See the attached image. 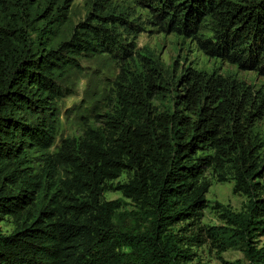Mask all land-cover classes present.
I'll list each match as a JSON object with an SVG mask.
<instances>
[{
  "label": "trees",
  "instance_id": "16d2710c",
  "mask_svg": "<svg viewBox=\"0 0 264 264\" xmlns=\"http://www.w3.org/2000/svg\"><path fill=\"white\" fill-rule=\"evenodd\" d=\"M135 1L152 12L155 26L196 40L203 22L213 20L215 41L200 40L202 47L264 72V0ZM0 4L12 15L7 25L0 19V221L6 215L17 219L13 233H0V264H189L196 257L192 247L208 239L222 248L242 240L251 263L264 264V248L251 245L252 233L264 235V197H255L256 177L264 172V138L252 124L264 104L244 84L188 69L177 83L182 110L158 114L150 100L162 73L153 62L146 63L147 75L131 74L118 84V106L106 123L89 128L79 142L65 141L61 152L47 155L43 173H37L29 152L55 144L64 75L80 67L84 57L116 51L130 56L122 33L132 35L136 29L109 0H94L86 21L54 48L47 26L37 29L38 42L32 39L29 8L39 0ZM55 19L47 12L40 16L45 25ZM60 163L69 176L56 181ZM210 170L231 171L235 192L252 197L248 213L232 220L240 228L233 233L235 240L230 228L201 225L212 186ZM125 172L134 175L120 189L150 210L152 228L146 232L118 227L114 213L119 202L103 199L109 182ZM37 190L42 195L23 220L32 204L29 194ZM186 223L196 231L174 230Z\"/></svg>",
  "mask_w": 264,
  "mask_h": 264
},
{
  "label": "rangeland",
  "instance_id": "374dc122",
  "mask_svg": "<svg viewBox=\"0 0 264 264\" xmlns=\"http://www.w3.org/2000/svg\"><path fill=\"white\" fill-rule=\"evenodd\" d=\"M109 1L116 14L123 13L135 26L136 33L132 35L122 33V42L130 44L129 48L133 52L126 57L118 55V51L84 57L80 60V67L73 68L64 75L60 82L63 96L56 105L59 123L55 144L44 152L36 150L29 152V158L37 173H43L48 165L47 155L55 156L61 152L65 141L79 142L89 128H100L106 123L107 117L118 106V84L124 82L131 74L147 75L146 63L153 62L157 71L162 73V77H158L156 81L157 91L150 100L158 114H173L179 108L182 110L179 105L182 93L177 83L188 69L231 77L244 84L253 96L258 98V104H264V72L254 68H243L227 59L213 56L200 44V40L204 42L215 38L217 24L213 20L207 19L203 22L196 40L186 33L166 31L155 26L152 12L139 6L135 0ZM93 9L94 0H39L37 6L29 8L32 16L30 22L33 26L30 29L32 39L38 42L41 33L37 29L47 26L51 46L58 48L61 42L71 37L78 24L86 21ZM6 12V8L0 4V19L4 25L12 21V15ZM45 12L55 15L54 23L45 25L40 20V16ZM60 14L61 16H58ZM248 110L257 111L250 106ZM252 124L264 138V108L262 114L253 117ZM133 175L125 172L117 180L109 182L103 199L106 202H119L120 207L114 213V223L118 227L138 233L146 232L152 228L150 210L141 202L126 196L120 189V185L128 184ZM68 176L67 168L61 163L57 164L54 180H65ZM207 179L211 181L212 186L207 195L208 207L204 211L201 225L212 230L220 227L230 228V239L235 240L234 236L238 234L235 229L240 228L232 224V220L248 213L252 197L235 192L237 181L231 171L220 174L210 170ZM255 182H259L255 197H264V172L256 177ZM56 183L60 189V182ZM29 195L32 204L24 212L23 220L27 219L28 211L33 212L34 205L42 194L37 190L33 195ZM16 228L17 219L14 216L6 215L0 221L2 234L10 235ZM186 228L188 231H196L193 225L188 223L179 224L174 230L183 234ZM252 234L255 237L251 245L256 250L263 249V233L256 231ZM192 248L196 257L189 264H252L246 251L247 243L242 240L236 245L227 244L222 248L208 239L207 243Z\"/></svg>",
  "mask_w": 264,
  "mask_h": 264
}]
</instances>
